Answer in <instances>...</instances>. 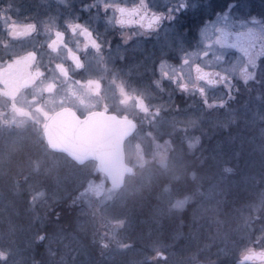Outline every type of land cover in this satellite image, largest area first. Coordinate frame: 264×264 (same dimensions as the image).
<instances>
[{
  "label": "flooded vegetation",
  "instance_id": "1",
  "mask_svg": "<svg viewBox=\"0 0 264 264\" xmlns=\"http://www.w3.org/2000/svg\"><path fill=\"white\" fill-rule=\"evenodd\" d=\"M93 1L68 0L62 9L42 11L40 0H0L6 14L0 16V171L16 183L53 179L55 154L80 164L46 138L51 116L65 107L80 117L105 111L134 121L124 143L132 165L128 158L137 152L129 146L147 132V107L168 105L163 113L172 116L178 100L187 99L201 100L207 109L209 91L220 93L228 80L239 83L219 68L239 54L248 59L257 40L249 29L228 25V0H115L85 8ZM234 9L238 24L250 22L249 14L264 20L250 12L249 0ZM218 13H224L220 24ZM47 15L59 21L52 32L44 31ZM14 19L22 30L12 35ZM188 68L197 82L178 86Z\"/></svg>",
  "mask_w": 264,
  "mask_h": 264
},
{
  "label": "rangeland",
  "instance_id": "2",
  "mask_svg": "<svg viewBox=\"0 0 264 264\" xmlns=\"http://www.w3.org/2000/svg\"><path fill=\"white\" fill-rule=\"evenodd\" d=\"M67 2L52 1L54 10L62 9ZM114 2L95 0L85 8L113 5ZM234 10L226 15L228 25L234 23L233 27L249 29L257 40L248 59L239 54L236 62L227 63L219 70L227 77L247 81L256 78L259 70L264 69V20L249 14L250 22L238 24L236 15L239 13ZM4 12L0 16L6 15ZM254 18L257 22L250 20ZM13 21H18L11 30V34L15 35L22 27L18 26L21 21ZM57 22L58 19L50 15L42 17L46 32L55 30ZM216 23H221L220 18ZM225 51H221V56ZM188 69L183 71L188 76L186 80L178 77V86L197 82ZM173 73L179 74L176 69ZM233 83L234 80L225 82L220 93L209 91L211 98H206L207 109H192L171 116L163 113L168 105L147 107V122L142 128L147 126L148 129L145 135L140 136L139 133L138 140L129 146V149L137 152L128 158L134 172L127 176L122 187H113L107 175L97 169L96 162H85L78 166L64 155L51 156L55 176L39 181V188L31 191V207L36 208L37 212V206H47L51 201L63 198L70 190H75L83 200V218L78 231H66L46 240L52 264H210L207 260L211 258H224L232 262L242 260L248 253L258 252L261 258L243 264H264V168L256 165L263 162L256 159L254 149L248 153L247 144L242 143L246 136L230 137L226 133V141L223 142L220 134L230 122L244 116L251 127H256V131L247 136L249 145L255 143V148L264 154V93L256 95L253 101H247L238 110L228 105V99L235 90ZM200 85L210 90L205 83ZM208 108H213L215 114L207 115L205 112ZM202 131H205L207 138L213 136L218 141L214 155L219 162V172L212 175V181L206 182L205 189L198 186L196 194L200 195V200L193 209L191 221L179 218L168 232L162 221L164 216L167 215L168 221L175 222L173 214H178L195 196L170 199L171 195H163V202L156 205L150 216L140 212L142 204L135 203L134 198L159 174L180 177L185 165L183 152L189 155L199 147ZM175 133L186 140L179 153L175 152L172 142ZM245 157L250 159L251 167H245L241 174V163ZM230 161L234 164L230 165ZM235 171H239V174H234ZM228 177H232L231 181ZM239 181L246 188H252L253 197L247 196L238 201L235 195L232 199L227 197ZM9 202L7 198L0 197V251L8 253L7 259L0 260V264H36L33 247L37 239L43 238L37 232L34 217H31L33 222L27 224L17 222L10 215ZM92 246L97 251L94 252ZM156 251L165 252L167 259H151Z\"/></svg>",
  "mask_w": 264,
  "mask_h": 264
},
{
  "label": "trees",
  "instance_id": "3",
  "mask_svg": "<svg viewBox=\"0 0 264 264\" xmlns=\"http://www.w3.org/2000/svg\"><path fill=\"white\" fill-rule=\"evenodd\" d=\"M40 3L42 11L52 10L54 8L52 1L43 4V0H40ZM249 5L251 13H257L264 17V0H249ZM12 9V13L17 12V8L15 6H12ZM234 89V92L232 91V95L228 99V105L238 109L247 101L250 103L253 101V98L256 95L260 94L261 92L264 93V69L259 70L256 78H251L247 81L239 79V83L234 84ZM190 101L187 99L178 100V112L182 113L192 109L204 107V103L201 100ZM205 113L207 115L211 113L215 114L213 108H208ZM254 131H256V127H251V124L248 122V118L241 116L236 118L235 121L230 122L228 127L221 130V140L225 142L227 134H229L230 137H239L241 135L246 136L242 143L247 144L246 147L249 148L248 153L252 152L253 149L255 150L254 155L256 159L260 162L262 161L263 163L256 164L257 160L254 162L259 168H264V154L260 153V151L255 148V143H253V145H249L248 143L249 139L247 136H249L251 133H254ZM202 133V140L200 141L201 143H199V147H197L193 153L189 155H186V152H183L185 165L183 166L184 171L181 173L180 177H171L159 174V176L153 177L151 182L145 185L141 190V193H139L134 198L135 203L142 204V210L140 212H142L145 216H150L153 213L156 205H160V203L163 202L161 199V196L163 195H171L170 199H177L187 195L195 196V198H192V201H190L187 206L183 208L178 214H173L174 217H176L175 222L168 221L167 215L164 216L162 221L165 230L168 232H170L171 229L176 225L179 218H183L184 221L187 222L191 221V217L194 212L193 209L197 205L198 200H200V195L198 194L197 196L196 193L198 192L199 188L205 189L204 186L206 185V182L212 181L214 179L212 175H217L219 172V162L216 158V155H214L215 146L218 144V141H216V138L213 136L207 138L204 134L205 131H202ZM172 142L173 146L175 147V152L179 153L181 150L180 147H182L181 145L185 144L186 140L185 138L180 139V135H176L175 133L172 135ZM232 163V161L229 162L230 165ZM77 165L80 166V164ZM241 165L243 166V171L241 174H243L246 168L249 166L251 167L250 159L245 157ZM237 167L238 166H236V168ZM17 170L18 169H16V171ZM22 170L23 168H21V171ZM7 172H10V170ZM192 173L195 175L193 176ZM234 174L238 175L239 171L238 173L235 171ZM228 178L230 179L229 181H231L232 177ZM38 182L39 181L37 180H25L16 183L14 182L13 177L9 176V174L6 172L1 173L0 171V197L7 198L10 201V205L8 207L11 212L10 215L11 217L14 216L15 219H17V222L24 221L27 224L29 222H33L31 219L34 217V223L38 228L37 232L42 236L43 239L36 240L35 246L33 247V257L37 260L36 264H52L47 249L46 240L50 236H56V234L64 233L66 231H78L79 224L83 218L81 213L83 200L79 197V194H77L75 190H70V192L67 193L63 198L55 199L47 206H37L38 210L35 212L36 208L31 207L30 193L32 190L34 191L36 187L39 188ZM238 183L239 184L234 189L230 190V194L227 196L228 198H235V195L238 197L236 199V201H238L243 200V198L245 199L247 196L253 197V191L251 187L248 186L249 188H246L241 184L240 181ZM49 188L50 187L48 186V189ZM35 213L37 215H35ZM1 215L2 212H0V216ZM4 216H6V214H4ZM92 249L94 252L97 251L94 246H92ZM207 261L210 262V264H238L236 259L232 262L228 259L225 260L224 258H211Z\"/></svg>",
  "mask_w": 264,
  "mask_h": 264
},
{
  "label": "water",
  "instance_id": "4",
  "mask_svg": "<svg viewBox=\"0 0 264 264\" xmlns=\"http://www.w3.org/2000/svg\"><path fill=\"white\" fill-rule=\"evenodd\" d=\"M45 130L46 138L53 149L67 153L76 162L97 161L99 171L107 175L115 188L126 183L134 167L125 158V138L135 131V122L121 119L105 111H92L79 116L72 108L55 112ZM261 253H248L238 264L258 260ZM264 258V257H263Z\"/></svg>",
  "mask_w": 264,
  "mask_h": 264
},
{
  "label": "snow or ice",
  "instance_id": "5",
  "mask_svg": "<svg viewBox=\"0 0 264 264\" xmlns=\"http://www.w3.org/2000/svg\"><path fill=\"white\" fill-rule=\"evenodd\" d=\"M238 5H239V0H228V6L225 8L224 13H230L232 11V9L238 7ZM224 13H218L217 18L224 16ZM158 19H159V17H154L153 21L158 20ZM148 26L150 27L151 23Z\"/></svg>",
  "mask_w": 264,
  "mask_h": 264
},
{
  "label": "clouds",
  "instance_id": "6",
  "mask_svg": "<svg viewBox=\"0 0 264 264\" xmlns=\"http://www.w3.org/2000/svg\"><path fill=\"white\" fill-rule=\"evenodd\" d=\"M7 256H8V253L0 251V260L7 259ZM151 259H153V260H156V259L166 260L167 259V255L163 251H156L154 256L151 257Z\"/></svg>",
  "mask_w": 264,
  "mask_h": 264
}]
</instances>
